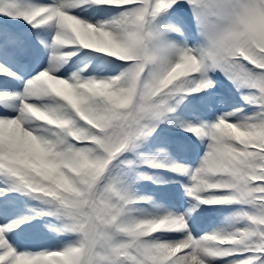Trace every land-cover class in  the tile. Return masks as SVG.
<instances>
[{"label": "snow or ice", "instance_id": "6c2138e0", "mask_svg": "<svg viewBox=\"0 0 264 264\" xmlns=\"http://www.w3.org/2000/svg\"><path fill=\"white\" fill-rule=\"evenodd\" d=\"M0 264H264V0H0Z\"/></svg>", "mask_w": 264, "mask_h": 264}]
</instances>
